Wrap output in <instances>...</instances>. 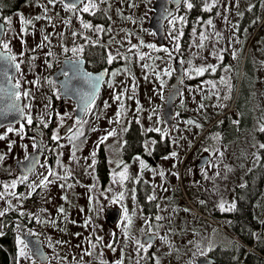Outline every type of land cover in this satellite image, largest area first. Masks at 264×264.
<instances>
[{
    "label": "rangeland",
    "instance_id": "1",
    "mask_svg": "<svg viewBox=\"0 0 264 264\" xmlns=\"http://www.w3.org/2000/svg\"><path fill=\"white\" fill-rule=\"evenodd\" d=\"M91 2L96 7L83 12L69 10L63 0L51 3L27 0L8 20L4 39L13 53H18L23 43L48 41L68 42L71 54L79 56L81 44L97 42L105 48L108 57L110 54L114 57L108 65H113L115 60L117 67L111 70L100 95L86 111L76 131L56 146L54 161L39 167L28 180L17 177L15 164L25 158L32 142L25 138L24 128L23 132L18 131L21 125L1 130L0 136L4 138L0 139V157H3L0 159V211L13 213L33 236L41 239L49 257L47 264H194L198 257L228 244L226 235L197 217L179 199V194L183 192L207 218L203 208L212 202L219 212H231L236 206L235 189L243 186L247 174L259 163L261 144L248 136L245 142L235 141L228 146L222 142V136L215 135L209 128L204 131L202 140H195L197 128L191 130L178 115L169 131L161 114L172 82L175 52L179 48V36L172 29H180L181 16L174 15L168 25V21L165 23L167 43L159 46L147 28L154 0ZM87 3L89 0H84L80 9ZM238 3V0H207V9L217 5L218 16L215 23L204 24L201 38L188 48L187 56L191 61L209 58L215 53L217 56L223 48L230 50L236 39L230 56L239 57L246 32L236 38ZM85 23L91 27L85 28ZM262 25L259 32L255 31L257 36L250 40L256 46H260L264 38V23ZM205 42L206 49L200 50L199 45ZM149 44L155 47H147ZM132 45L137 47L132 48ZM165 48L168 52L163 51ZM141 56L144 58L140 59ZM16 59L22 61V57ZM23 61L27 66L32 63L27 55ZM36 83L35 79L20 82L23 92L29 93L24 96L26 121L29 115L32 121L45 117L47 108L38 109L34 98ZM116 95L121 96L119 101ZM178 105L179 101L176 109ZM58 122H63V117ZM133 122L143 133L155 132L170 138L166 161L140 162L136 157L125 165L121 150ZM10 127L12 132L7 131ZM157 128L159 132L155 131ZM110 132L113 134L108 135ZM103 137L107 139L101 143ZM97 141L100 143L93 147ZM100 153L105 156L102 160L108 169L105 183L104 175L97 171ZM204 156H208L209 161L198 169L197 163ZM125 167L127 179L121 180L119 174ZM49 170L55 175L49 176ZM145 176L154 183L152 197L159 202V212L153 220L146 218L131 198L137 180ZM45 177L51 183L41 185ZM14 182L15 187H12ZM61 207L64 213L58 211ZM110 207L121 211L115 226H109L104 216ZM256 212L264 220V192L256 204ZM216 225L225 230V222ZM13 230L20 240L18 229ZM145 233L155 234L157 239L153 246L141 248ZM16 244L18 263L35 264L24 245ZM22 248L24 256L20 255ZM246 249L254 252L251 247Z\"/></svg>",
    "mask_w": 264,
    "mask_h": 264
},
{
    "label": "flooded vegetation",
    "instance_id": "2",
    "mask_svg": "<svg viewBox=\"0 0 264 264\" xmlns=\"http://www.w3.org/2000/svg\"><path fill=\"white\" fill-rule=\"evenodd\" d=\"M2 9L5 12V8ZM3 11L2 14H0V20L5 30L0 42V50L16 58L22 57V61H18L17 59L14 61L15 64H19V69H17L13 84L14 86L17 82L20 84L22 80H37L34 98L38 104H42L40 106L37 104V108H47L45 117L42 116V118L33 120L32 124H27L26 121L23 125L26 135L25 138L32 142L31 149H29L30 151L28 150L29 152H27L26 156L36 150V140L41 143L40 153L42 156L37 168L39 169L42 165L51 164L54 161L56 146L76 131L78 123L82 121L86 111L93 106L102 91L101 89L92 105L84 112L83 117L80 120L76 119L75 103L70 99H62L60 94L59 82L68 76V71H61L63 62L65 60H83L85 63V70L88 73H97L103 69H107L110 74L112 69L106 68L108 64L104 59V47L97 42L94 44H81L79 46V56L71 54L68 42L66 44L62 42L57 44L48 41L27 42L20 45L18 53H13L11 50L9 51V49H4V38L10 17H5L4 14L7 13V11L5 13ZM98 21L100 22V20ZM242 32L244 33L246 31L243 30ZM238 36L239 35H237L236 38ZM236 40L232 42L230 50L223 48L217 56H215V53L214 56H210L209 58H198L196 61H191L192 58L187 56V51H181L178 58L182 69V92L177 100L179 101V105L176 109V115H178L183 122H187V124L188 121L192 119L195 128L204 125L208 128L215 126L233 128L234 135L232 139L236 142H245L248 136L253 138L252 141L258 142L259 135L262 129H264V51L261 50L260 46H256L252 41L250 42L249 39V43L247 44L245 40L244 46L240 50L241 53L239 57L230 56V52L233 50ZM206 44V42L205 44L201 43L199 45L200 50L206 49ZM253 44L255 47L251 46ZM65 48L67 51H65ZM255 54L257 55L255 56ZM26 55L32 60V63L28 66L23 61V59H26ZM248 57L250 58L248 59ZM204 61L208 62L204 63ZM108 66L111 65L109 64ZM209 66L214 67L215 71H212ZM202 67L207 70L203 74H200L196 70ZM27 69L31 70L32 74L29 73ZM65 73H67V75H65ZM19 91L21 93L20 99L22 100L24 109V92L21 85ZM60 117H63V122H58ZM44 119H47L46 122ZM45 123L47 127L44 126ZM1 130H3V128ZM239 130L245 131L240 132ZM54 135H57L59 139L53 140L52 137ZM165 140L169 141L170 138L168 136H160V134L158 137H151L150 139L144 137L143 143H139V147L144 155V157L139 158L140 162H151L153 160H157L158 162L166 161V156H155L153 151L155 146L163 143ZM99 141H97L93 147L97 146L100 143ZM121 155H123V147ZM104 157L105 156L101 154V160ZM130 162L131 160L127 157L125 165ZM120 169L121 167L119 170ZM17 177L20 178V180L29 179V177L26 179L21 178L18 173ZM25 183L26 181L24 182V186H26ZM153 190L154 183L150 177L145 176L137 180L134 186V193L131 197L134 201L133 205L141 209L144 216L149 220H153L159 212V202L156 201V212L154 217H151L150 214H145V209L151 207L150 200H153ZM205 208H207L209 214L214 216L221 213L216 209V205H214L213 202L206 204ZM224 213L225 212H222L221 215ZM11 215H13V213ZM16 217L13 219L10 218L8 220L9 224H6V227L10 225V229H18L17 224L22 223V220ZM4 222L5 217H0V231L5 224ZM25 229L28 230L26 225ZM146 231L149 232L148 230ZM148 234L150 233H145L144 236ZM151 250L152 249L147 250L146 252L149 253Z\"/></svg>",
    "mask_w": 264,
    "mask_h": 264
},
{
    "label": "trees",
    "instance_id": "3",
    "mask_svg": "<svg viewBox=\"0 0 264 264\" xmlns=\"http://www.w3.org/2000/svg\"><path fill=\"white\" fill-rule=\"evenodd\" d=\"M26 1L27 0H0V14H2V8H5V12L7 11V13L3 11L5 13L4 16L12 17ZM238 2L240 9L238 11L237 35L241 36L242 31H246L245 36L247 44L249 43V39H254L263 27L264 0H238ZM186 4H191L192 7H185ZM260 8H262V12L259 13ZM175 15L181 16L182 20L178 31L172 29V31H175L179 36V48L175 52V56L178 57L181 51H187L196 39L201 38L205 23L209 21H211L212 24L215 23V19L218 16V9L217 5H214L210 10L207 9V0H184L182 6L177 10ZM168 23H170V21L167 22V25ZM173 23L174 22L171 24L172 27L174 26ZM257 29L258 32L255 34ZM251 46L253 47L254 44ZM260 47L261 50L264 51V38L261 39ZM256 55L257 54H255V56ZM249 58L250 57H248V59ZM104 59L107 63L108 55L106 53H104ZM110 65L111 66L106 65V68L114 69L117 67V61L114 60L113 65ZM188 125L191 130L195 129L192 119L188 121ZM206 129H208V127L205 125L197 127L195 140H202L205 135L203 133ZM208 130L214 132L215 135L222 136V142L225 145L229 146L235 143V140L232 139L234 135L233 128L215 126ZM158 136L159 134L153 132L143 133V130L138 124L134 122L131 123L125 134L123 156L125 159L128 157L131 161L136 157H144L139 143H143L144 137L150 139L151 137ZM258 143L261 145L264 144V130H262L259 135ZM153 151L155 156H167V153L170 151L169 141L165 140L163 143L158 144ZM258 155V165L247 174L243 186L235 189L236 206L231 212L214 216L203 208L210 218L225 222L227 232L235 239L225 236L226 244H228L227 247H217L206 254L215 259L217 264H264V220L256 212V204L261 198V194L264 192V148L260 147ZM97 171L100 172L102 176L104 175L105 183L108 179V169L103 160L99 162ZM150 206L149 209H145V214H150L151 217H154L156 212V201L151 199ZM3 217H5V224L0 231V264H19V250L16 243H19L20 240L16 232L10 229V225L6 227V224H9L8 220L16 216L5 214ZM243 245L248 248H253L254 252L248 251Z\"/></svg>",
    "mask_w": 264,
    "mask_h": 264
},
{
    "label": "water",
    "instance_id": "4",
    "mask_svg": "<svg viewBox=\"0 0 264 264\" xmlns=\"http://www.w3.org/2000/svg\"><path fill=\"white\" fill-rule=\"evenodd\" d=\"M184 0H154L152 4V14L149 18L147 28L155 37V41L159 46L166 45L165 23L174 16L175 12L182 6ZM73 2V0H63L64 6ZM81 5V4H80ZM79 5V7H80ZM4 25L0 20V42L4 35ZM8 53H3L0 50V57L9 56ZM14 62H9L7 59H0V130L4 127L25 124V113L22 106V100L13 101L9 93L11 91H19L14 88L13 79L17 74V69L14 67ZM83 60L70 61L65 60L62 64L61 71H68V76L59 82L60 94L62 99H70L76 105L75 118L80 120L84 112L92 105L95 98L101 91L103 84L108 78L109 71L103 69L97 73H90L91 77L86 76L88 72L85 70ZM60 73V72H59ZM103 74L102 80L98 87L93 88L96 76ZM182 69L179 63V58L175 57L173 61V80L165 97L164 107L161 114L162 122L168 130L174 127L176 116L175 104L182 92ZM20 92V91H19ZM15 102L19 105L20 111L12 108ZM41 143L36 140V150L29 153L22 161L15 164V170L21 178L29 177L34 173L41 161ZM209 161L208 156H204L197 164V168H203ZM105 219L109 226H115L120 220L121 211L118 208H108L105 212ZM20 233V239L27 245V250L31 259L36 264H47L49 257L44 249L42 241L39 237L33 236L32 233L25 229L23 223L17 224ZM156 235H145L141 240V245L153 246L156 241ZM194 264H217L216 260L210 256L204 255L197 258Z\"/></svg>",
    "mask_w": 264,
    "mask_h": 264
},
{
    "label": "snow or ice",
    "instance_id": "5",
    "mask_svg": "<svg viewBox=\"0 0 264 264\" xmlns=\"http://www.w3.org/2000/svg\"><path fill=\"white\" fill-rule=\"evenodd\" d=\"M49 2L51 3V2H53V0H49ZM82 3H84V0H73V2L67 4L66 7H67L69 10H73V11H80V10H82L83 12H89L91 8H95V7H96V5H95L94 3H92L91 0H89V3L84 4V7H83L82 9H80L79 5L82 4ZM188 7L191 8L192 5L189 4ZM36 19H40V17H36ZM28 23H31V21H28ZM209 23H211V21H209ZM83 26H84L85 28H89V27H91V25H89V24H87V23H85ZM74 35H75V33H74ZM44 39L47 40V39H48L47 36L44 37ZM141 43H143V42H141ZM136 47H137L136 45H132V48H136ZM147 47H149V48H153V47H155V46L149 44V45H147ZM3 48H4V49H8V44H7V43H4V44H3ZM9 51H10V50H9ZM65 51H67V49H65ZM72 51L75 53V52H77V49L74 48V49H72ZM163 51L168 52V49L165 48V49H163ZM169 55H171V53H169ZM143 58H144L143 56L140 57V59H143ZM0 59H7V60L11 63V62H14V61L16 60V57H15V56H11V55H9V56H5V57H0ZM113 59H114V57H112L111 54H110L109 57H108V62L111 63ZM14 67H15L16 69H19V64H18V63L15 64ZM144 67H147V65H144ZM209 68H211L212 71H215V68H214V67L209 66ZM206 70H207V69H205V68L202 67V68L197 69L196 71H197L198 73H200V74H203ZM166 74H167V73H166ZM65 75H67V73H65ZM113 75H115V73H113ZM86 76L91 77V74L88 73V74H86ZM102 78H103V74H101L100 76H96V77L93 78V80H94L93 88H94V89H95L96 87H98V84H99V82L102 80ZM14 88H15V89H19V88H20V84H19V82H17V83L15 84ZM9 96H10V98L13 99V101H18V100L20 99V97H21V93H20L19 91H11V92L9 93ZM23 96L27 97V96H29V93H28L27 91H25V92L23 93ZM115 99L119 101V100L121 99V96H120V95H116V96H115ZM28 107H30V105H29ZM121 107H122V105H121ZM12 108L15 109V110H17V111H20V112H21V115H23V112H22V110L19 108V105H17L15 102H13V104H12ZM119 116H120V112L118 111V112H117V117L119 118ZM32 122H33V121H32V117H31L30 115L27 116V123H28V124H32ZM44 126L47 127V124L45 123ZM23 127H24V126L21 125V128H20L18 131H19V132H23ZM150 130H151V129H150ZM262 130H264V129H262ZM7 131H8V132H12L13 129L10 127V128L7 129ZM155 131L159 132L160 129L157 128V129H155ZM112 134H113V133H111V132L108 133V135H112ZM3 138H4L3 136H0V139H3ZM52 139H53V140H57V139H59V137H58L57 135H54V136L52 137ZM70 139H71V137H70ZM105 139H107V137H103V138H101V143H103V141H104ZM34 146H35V145H34ZM260 147L264 148V144L260 145ZM9 148H11V144L9 145ZM92 155L95 156V152H93ZM172 155L175 156L176 153H172ZM0 159H3V157H0ZM52 175H55V173H53L51 170H49V176H52ZM119 175H120L121 180L127 179V176H126V167H125V171H124V172H121ZM26 178H27V177H25V179H26ZM47 183H51V181L48 180V177H45L44 180L41 182V185H46ZM12 187H15V182L12 184ZM62 187H63V185H62ZM64 199H67V198L64 197ZM221 207L223 208V205H221ZM233 207H234V205H233ZM58 211H59L60 213H64V209H63V207H61L60 209H58ZM3 215H5V212H4V211H0V216H3ZM125 218L128 219L126 210H125ZM157 219H159V217H157ZM129 223H130V219H129ZM98 239H102V238H98ZM19 243L22 244V245H24V248H27V245L24 244V241H23V240H20ZM150 243H151V242L148 241V244H149V245H150ZM108 247H111V245H108ZM140 247L143 248L144 245L142 244V245H140ZM24 248H22L21 251H20V255H21V256H24V255H25ZM113 250H115V249H113ZM118 264H122V262H118Z\"/></svg>",
    "mask_w": 264,
    "mask_h": 264
},
{
    "label": "built area",
    "instance_id": "6",
    "mask_svg": "<svg viewBox=\"0 0 264 264\" xmlns=\"http://www.w3.org/2000/svg\"><path fill=\"white\" fill-rule=\"evenodd\" d=\"M184 205L187 206L190 210L196 212V210L193 208V206L191 205V203L185 198L183 199Z\"/></svg>",
    "mask_w": 264,
    "mask_h": 264
},
{
    "label": "bare ground",
    "instance_id": "7",
    "mask_svg": "<svg viewBox=\"0 0 264 264\" xmlns=\"http://www.w3.org/2000/svg\"><path fill=\"white\" fill-rule=\"evenodd\" d=\"M246 248H248V247H246Z\"/></svg>",
    "mask_w": 264,
    "mask_h": 264
}]
</instances>
